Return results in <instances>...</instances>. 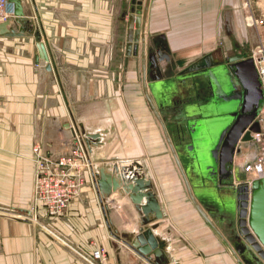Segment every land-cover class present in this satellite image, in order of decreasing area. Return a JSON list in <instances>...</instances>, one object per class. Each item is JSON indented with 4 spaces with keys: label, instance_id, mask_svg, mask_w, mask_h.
<instances>
[{
    "label": "crops",
    "instance_id": "crops-1",
    "mask_svg": "<svg viewBox=\"0 0 264 264\" xmlns=\"http://www.w3.org/2000/svg\"><path fill=\"white\" fill-rule=\"evenodd\" d=\"M21 5L49 62L38 59L37 38L0 37V264H99L91 259L97 248L107 253L103 264H144L109 235L88 168L80 166L85 184L61 217L39 208L37 222L27 219L35 176L32 147L52 157L69 154L78 146L73 133L78 124L95 133L114 127L108 160L146 163L172 230L167 234L161 221L155 232L169 236L176 264H241L221 226L220 204L198 192L201 213L191 200L168 143L175 134L168 103L178 98L165 88L205 59L221 63L264 50V0H149L136 56L126 53L128 22L132 12L144 15L146 0H21ZM157 47L167 60L156 57L155 69L148 57ZM155 83L161 84L158 91ZM175 86L184 96L182 86ZM240 149L235 184L249 180L242 168L256 156L251 142ZM174 151L186 166L183 151ZM188 182L195 184L192 176ZM111 200L121 199L115 194ZM135 218L129 204L110 206L120 232Z\"/></svg>",
    "mask_w": 264,
    "mask_h": 264
},
{
    "label": "water",
    "instance_id": "water-1",
    "mask_svg": "<svg viewBox=\"0 0 264 264\" xmlns=\"http://www.w3.org/2000/svg\"><path fill=\"white\" fill-rule=\"evenodd\" d=\"M8 1L13 6L14 19L0 23V37L35 36L40 40L32 32V28H29L30 21L24 17L21 0ZM148 5L149 0H146L142 17L140 12L137 16L132 12L129 18L127 56L137 55L138 36L141 28H144ZM140 44L142 54H145L144 39H140ZM36 48L38 59L48 62L44 45L40 42L36 44ZM157 51L160 59L167 60L163 49L158 48ZM153 55H149L148 60L156 69V57ZM204 61L203 64L180 72L174 78L177 83L172 80L165 88L178 98L175 102L172 100V105L171 101L168 104L174 111L172 114L175 120L183 121L182 127L177 129V136L181 142L188 139L181 146L187 160L186 166L182 167L180 164L174 151L177 147L171 144L166 134L168 143L197 209L201 212L196 203L198 192L215 198L224 210L221 226H224L227 240L240 263L264 264V179L237 184L232 182L234 156L239 155L241 144L250 142L251 133L259 130L254 122L261 100L258 75L252 58L244 59L236 55L221 63L210 62L208 59ZM175 84L181 85L182 91H186L184 96L180 97V90L176 89ZM160 87L161 84L155 83L153 90L158 91ZM194 90L208 92V97L201 105L185 102V97H191ZM172 106H177V109ZM75 130L86 151L90 181L109 235L145 264H176L169 251V236H160L155 232L161 221L169 229L167 234L172 230L146 163L141 159L106 158L105 149L112 143L115 133L113 126L102 133L85 130L82 124H78ZM191 174L198 181L192 186L188 182ZM217 188L219 193L226 196L213 197ZM115 194L121 200L113 203L111 197ZM113 204H129L136 217L135 223L125 227L122 232L113 226L110 219V206ZM174 236L177 237L176 234Z\"/></svg>",
    "mask_w": 264,
    "mask_h": 264
},
{
    "label": "built area",
    "instance_id": "built-area-1",
    "mask_svg": "<svg viewBox=\"0 0 264 264\" xmlns=\"http://www.w3.org/2000/svg\"><path fill=\"white\" fill-rule=\"evenodd\" d=\"M9 17L14 18L12 4L0 0V21L5 22ZM252 58L260 83L261 100L254 119L259 130L251 133L250 137V142L256 147V156L242 168L243 173L250 176L248 181L264 179V50L259 48ZM36 147H32L35 178L27 215L29 222H37L39 208H43L48 217H61L68 204L79 197L80 189L85 184V170L81 167L85 166L89 171L90 166L83 143L78 151L73 148L69 154L57 157L40 155ZM106 256L103 248L91 253V259L99 264L105 262Z\"/></svg>",
    "mask_w": 264,
    "mask_h": 264
},
{
    "label": "flooded vegetation",
    "instance_id": "flooded-vegetation-1",
    "mask_svg": "<svg viewBox=\"0 0 264 264\" xmlns=\"http://www.w3.org/2000/svg\"><path fill=\"white\" fill-rule=\"evenodd\" d=\"M158 48L159 49H163L162 47H157V49ZM157 49L153 53L154 54L153 56H155V57H158V55L156 53V52H158ZM163 52H164V50H163ZM194 66H196V65H194ZM193 73H195V72H193ZM195 82H196V80H195ZM207 97H208V92L206 93L204 90L201 91V92H196L194 90L191 97H189V96H186L185 97V102L188 103V104H200L201 105V103H203L206 100ZM173 123L175 124V134H173L171 136H172V140H173V145L176 146L177 147V150H178V149H181V146H183V144L185 142H187L188 139L186 141V138H185V140L183 142H181L180 139H179V137L177 136V134H178L177 133V129H180V127H182L183 121H179L178 122V121L174 120ZM240 152H241V149H240ZM240 152H239V154H240ZM237 173L240 174V169L237 170ZM191 176H192L193 181L196 182L197 181V178H195L192 174H191ZM216 190H218V188ZM218 196H222L223 197V196H226V195L224 193H221L220 192V195H218Z\"/></svg>",
    "mask_w": 264,
    "mask_h": 264
},
{
    "label": "bare ground",
    "instance_id": "bare-ground-1",
    "mask_svg": "<svg viewBox=\"0 0 264 264\" xmlns=\"http://www.w3.org/2000/svg\"><path fill=\"white\" fill-rule=\"evenodd\" d=\"M8 1V0H7ZM9 2V1H8ZM11 4V3H10ZM14 13V12H13ZM9 19H14L13 17H9L8 18V20ZM0 23H3V21H0ZM128 24H129V22H128ZM129 27V26H128ZM35 30L33 29V33L35 34V35H37L36 34V32H34ZM130 31V30H129ZM134 31V30H133ZM132 32V31H131ZM31 37H35V36H31ZM11 38H17V37H11ZM36 38V37H35ZM40 40H38V42H37V44L38 43H40L39 42ZM43 44V43H42ZM45 48V47H44ZM46 51V50H45ZM253 59V58H252ZM40 60V59H39ZM41 61H43V60H41ZM43 62H45V61H43ZM48 62H49V59H48ZM48 62H45V63H48ZM253 63H254V61H253ZM254 67H255V65H254ZM256 70V69H255ZM73 133H74V136H75V138H76V144H78V146L77 147H75L76 148V150L78 151L79 150V148H80V144H82L81 143V141H80V139H79V135H76L77 134V132L76 131H73ZM249 143V142H248ZM37 148V151H38V153L41 155V153H40V150H39V148L38 147H36ZM33 149H34V147H33ZM85 167V166H84ZM86 168V167H85ZM34 178H35V176H34ZM83 186H84V184H83ZM82 188V187H81ZM81 190V189H80Z\"/></svg>",
    "mask_w": 264,
    "mask_h": 264
},
{
    "label": "rangeland",
    "instance_id": "rangeland-1",
    "mask_svg": "<svg viewBox=\"0 0 264 264\" xmlns=\"http://www.w3.org/2000/svg\"><path fill=\"white\" fill-rule=\"evenodd\" d=\"M255 53H256V52H255ZM255 53H253L252 55L254 56ZM253 56H252V57H253ZM175 119H176V118H174V115L172 114V116H170V117L168 118V121L173 122ZM164 120H165V118H164ZM164 120H163V124H164ZM163 126H164V125H163ZM166 128H167V124H166ZM168 134H169V131H168ZM62 156H63V155H62ZM232 170H233V168H232ZM219 197H220V196H219ZM71 202H72V201H71ZM71 202H70V203H71ZM70 203H69V204H70ZM69 204H68V205H69ZM29 205H30V202H29ZM29 205H28V209H29ZM67 207H68V206H67ZM66 209H67V208H66ZM38 210H39V209H38ZM65 211H66V210H65ZM65 211H64V213H65ZM64 213H63V214H64ZM63 214H62V215H63Z\"/></svg>",
    "mask_w": 264,
    "mask_h": 264
}]
</instances>
